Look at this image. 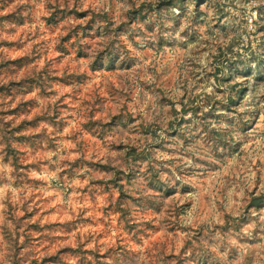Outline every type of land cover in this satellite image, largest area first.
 <instances>
[{
	"label": "rangeland",
	"instance_id": "1",
	"mask_svg": "<svg viewBox=\"0 0 264 264\" xmlns=\"http://www.w3.org/2000/svg\"><path fill=\"white\" fill-rule=\"evenodd\" d=\"M0 264H264V0H0Z\"/></svg>",
	"mask_w": 264,
	"mask_h": 264
}]
</instances>
